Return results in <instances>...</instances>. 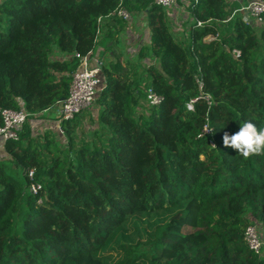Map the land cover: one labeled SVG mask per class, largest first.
Wrapping results in <instances>:
<instances>
[{"label":"trees","instance_id":"trees-1","mask_svg":"<svg viewBox=\"0 0 264 264\" xmlns=\"http://www.w3.org/2000/svg\"><path fill=\"white\" fill-rule=\"evenodd\" d=\"M185 5L183 43L153 0H0V109L29 114L16 140L0 142V264H109L114 244L111 264H264V246L244 240L256 224L264 242V153L244 158L222 143L245 120L264 127V22L228 0ZM120 8L146 18L139 57L157 61L146 76L117 49L132 22ZM102 20L115 59L101 66L97 129L77 135L83 113L64 121V146L34 121L69 96L75 54L92 53ZM150 88L160 105L147 104ZM162 212L146 242L116 238Z\"/></svg>","mask_w":264,"mask_h":264},{"label":"built area","instance_id":"built-area-1","mask_svg":"<svg viewBox=\"0 0 264 264\" xmlns=\"http://www.w3.org/2000/svg\"><path fill=\"white\" fill-rule=\"evenodd\" d=\"M120 3L133 0H119ZM155 4L162 7L168 14L175 13V10L179 7L178 0H153ZM230 4L238 3L240 8L235 10V13H241L250 19V22L261 25L264 22V1L262 0H228ZM118 16L123 20L130 23L132 18L130 14L123 8H120L117 12ZM198 26H201V22H197ZM235 57H239L240 53L234 51ZM75 57L81 62V67L72 75V83L70 86L69 96L52 108L55 119L57 120L58 127L60 129L61 124L64 121L73 120L76 116L90 110L99 94L103 89V81L101 79V65L96 64L95 67H90L88 58L82 57L79 54H75ZM147 104L149 106H158L161 103V98L150 88L147 90ZM192 109V103L189 105ZM0 116L3 120V126L0 127V142L8 140H16L19 133L22 131L24 124L26 123L29 114L21 109L19 111H13L9 109H0ZM203 133H210L208 126L204 127ZM35 170L29 171V178L33 179ZM40 190V186L32 184L30 191L33 194H37ZM244 240L251 250L256 253H260L264 246V242L261 237L260 230L256 224H250L244 235Z\"/></svg>","mask_w":264,"mask_h":264},{"label":"rangeland","instance_id":"rangeland-1","mask_svg":"<svg viewBox=\"0 0 264 264\" xmlns=\"http://www.w3.org/2000/svg\"><path fill=\"white\" fill-rule=\"evenodd\" d=\"M186 0H178V5L181 9H183V13H181L180 18L178 19V21H182L181 23H184L183 26L186 28L189 26L190 24V19H187V14H188V8L187 5H185ZM245 20L247 22H250V19L247 16H244ZM144 19V18H143ZM145 21V20H144ZM141 23V21H140ZM251 23V22H250ZM132 22L128 25L132 27ZM141 27V26H140ZM103 28V26H102ZM142 28V27H141ZM143 29H141V32ZM171 30L172 33L175 37V39L179 42H185L186 40V29L182 30V28H180L178 25L176 26L175 23H171ZM258 33L261 31V28L257 29ZM102 34H106L107 32L105 31V28H103L102 30ZM142 42L143 44H140L143 48V46L145 45V43L148 41L146 39V37L144 35H142ZM126 37L120 36V43L118 45V50L119 51H123L122 49H125V46H123L122 44H124V42H126L127 40L125 39ZM211 38H208V40H210ZM150 44V41H149ZM148 43H146V45H149ZM145 45V46H146ZM133 50V46L131 47ZM115 58L113 57L111 60L113 61ZM123 63H127L128 65L132 66H136L138 69L139 73H142L144 76H146L145 70L150 66V65H157V61L153 60L152 58H148V59H142L141 57H139V51L138 52H130V53H124V58H123ZM141 75V74H139ZM145 82V80H144ZM146 86H144L145 88ZM91 109H93L94 115L91 112ZM90 110L86 111V113H83V115H85V118H83V123L80 124L78 130H77V135L79 137L85 136V137H89L90 134L95 131V129H97V119H98V111H99V107L97 106L96 103H94V106L91 108ZM92 110V111H93ZM98 110V111H97ZM55 114L53 113H47L45 118H50L51 119H55ZM47 130H50V128H44L42 130H39L38 132L41 134ZM53 131L57 134L58 137V141L60 142L61 145H66V140L64 135L59 132V129H53ZM37 135V134H35ZM12 175H15L14 170L10 169L9 171ZM170 214L169 213H165L162 212L161 214H157V215H151V216H140L138 219H132L131 221L128 222V224L125 226V228H123L121 231H119L120 233L118 235H116V238L119 239L121 233L122 235H125L122 240H126L128 238H131L134 242L135 241H142V242H146L149 238H150V234L151 231L153 230V228L156 225H159L161 223H164L168 218H169ZM188 232H193L192 230L188 229ZM115 238V242L119 241L118 239ZM114 242V243H115ZM112 245V244H111ZM110 247V246H109ZM118 245L114 244L112 248H109L104 254L103 257L107 258V261L109 264L113 263L116 259H118L121 256V253L118 252L117 249ZM261 256H264V250L261 252Z\"/></svg>","mask_w":264,"mask_h":264},{"label":"crops","instance_id":"crops-1","mask_svg":"<svg viewBox=\"0 0 264 264\" xmlns=\"http://www.w3.org/2000/svg\"><path fill=\"white\" fill-rule=\"evenodd\" d=\"M181 13H183V9L178 7L177 10H175L174 14H171V16H168L169 21H170V29H171V23L173 22L176 24V26L178 25L180 28H182V30L186 29V35H187V30H188L189 26L187 27V25H186V28H185L183 26L184 23H181L182 21H180V22L178 21V19L181 16ZM187 19H190L189 12L187 14L186 20ZM140 21H141V23H140ZM107 24H108L107 21L102 20V26H103V28H105V31L107 33L105 35L102 34L103 28L101 27V31H100L99 36L97 38L96 46H95L94 50L92 51V53L87 57L90 67H95L96 64H100L101 66H105L112 61L111 59L113 58V53L111 51V47L113 45V42L110 40V38H108L109 28H108ZM132 24H133L132 27L128 26L125 29V31L121 34V36L124 35L126 37L125 39L127 40L126 42H124V44H122L123 46H125V49H122L123 51H120V52L125 53V54L130 53V52H138V51L140 52V50L142 49V46L140 44H143V42H142L143 36L142 35H144L146 37V39L148 40L146 43L149 44V41H150V31H149V28L147 27L146 18L144 15L141 14V15H137V16L133 17ZM141 29H143L142 30L143 32H141ZM171 32H172V30H171ZM119 43H118V45H119ZM146 43H145V45H146ZM118 45H117V48H118ZM132 46H133L134 50L131 48ZM54 56L57 58H63V56L57 52L54 53ZM92 110L93 109H91V112L94 115L95 111L94 110L92 111ZM47 113H53V111H51V109H50L47 111ZM96 125H97V123H96ZM33 126H34L35 131H39V130H42L44 128H50L51 130H53L54 128L59 129L57 120L56 119L50 120V118L36 119L34 121ZM2 148L3 147L0 144V151Z\"/></svg>","mask_w":264,"mask_h":264},{"label":"clouds","instance_id":"clouds-1","mask_svg":"<svg viewBox=\"0 0 264 264\" xmlns=\"http://www.w3.org/2000/svg\"><path fill=\"white\" fill-rule=\"evenodd\" d=\"M222 143L244 158L259 155L264 153V127L258 128L252 121L245 120L239 124L237 132L231 135L225 132Z\"/></svg>","mask_w":264,"mask_h":264}]
</instances>
